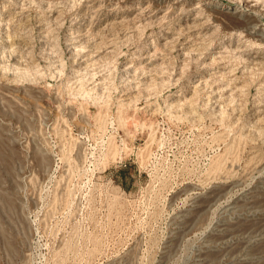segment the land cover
I'll list each match as a JSON object with an SVG mask.
<instances>
[{"label":"rangeland","instance_id":"rangeland-1","mask_svg":"<svg viewBox=\"0 0 264 264\" xmlns=\"http://www.w3.org/2000/svg\"><path fill=\"white\" fill-rule=\"evenodd\" d=\"M0 264H264V0H0Z\"/></svg>","mask_w":264,"mask_h":264},{"label":"bare ground","instance_id":"bare-ground-1","mask_svg":"<svg viewBox=\"0 0 264 264\" xmlns=\"http://www.w3.org/2000/svg\"><path fill=\"white\" fill-rule=\"evenodd\" d=\"M26 72V71H25ZM24 74V73H23ZM24 78V77H23ZM61 260H62V258H61Z\"/></svg>","mask_w":264,"mask_h":264}]
</instances>
